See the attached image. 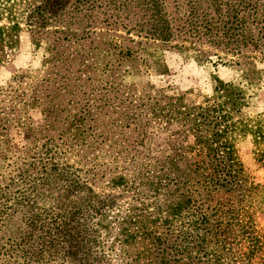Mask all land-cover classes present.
Masks as SVG:
<instances>
[{"label":"trees","instance_id":"16d2710c","mask_svg":"<svg viewBox=\"0 0 264 264\" xmlns=\"http://www.w3.org/2000/svg\"><path fill=\"white\" fill-rule=\"evenodd\" d=\"M67 1L0 0V61L16 52L22 25L31 27L32 41L39 47L41 35L50 33L41 30L64 21L62 6ZM97 1L72 0L67 22L84 15L85 28H90ZM165 1L104 0L105 21L132 24L129 31L162 45L150 50L140 43L134 46L131 39L111 41L97 59L107 65L117 62L116 71H161L166 66L158 51L163 46L178 48L169 45L175 34L197 42L204 37L223 47L225 56L214 54L218 63L237 67L241 82L213 77L212 92L200 103L150 92L138 138L117 155L133 163L129 174L108 175L101 163L69 159H62L58 168L54 157L44 160L33 152L26 169L10 176V185L0 184V224L17 226L0 235L1 242L7 240L0 245L4 250L0 258L23 259L27 264H264V232L255 217L264 184L249 180L233 143L237 136L247 135L256 145L264 140L260 116L244 114L246 87L264 75L257 66L264 61V2L183 0L182 15L174 5L177 19L168 13ZM52 33L58 37L47 48L48 64L65 61L57 47L66 36L75 34V40H81L89 31ZM247 44L250 57L241 53ZM79 57L83 65L87 55ZM197 60L208 58L198 49ZM24 77L30 76L19 75L17 82ZM33 82H28L30 93L22 96L32 97ZM15 121L25 124L0 106V161L10 152L7 131ZM161 132H168L162 137L167 146L152 148L153 137ZM177 139L183 143L174 147ZM138 146L144 149L139 151ZM47 154L54 152L49 149ZM47 165L57 168L52 183L49 174L43 176ZM122 192L130 198L127 205L118 200ZM255 201L257 207L251 208ZM110 238L118 251L114 257L106 250ZM10 242L13 245H7Z\"/></svg>","mask_w":264,"mask_h":264},{"label":"rangeland","instance_id":"374dc122","mask_svg":"<svg viewBox=\"0 0 264 264\" xmlns=\"http://www.w3.org/2000/svg\"><path fill=\"white\" fill-rule=\"evenodd\" d=\"M103 1L95 3L90 28H85L84 15L77 14L73 18L77 22L70 19L68 23L72 16V0L64 2V21L52 22L41 30L50 33L41 35L39 47L32 41L31 27L22 25L16 52L0 61V106L14 112L25 123L22 126L15 121L8 128L7 147L10 152H7V159L0 161V174L3 175L0 177L1 186L10 185V176L26 169L24 164L32 160L33 152L44 160L54 157L58 168L62 159H69L70 163H101L107 168L108 175L110 172L129 174L131 169L134 171L133 163L127 159L123 161L124 158L118 159L117 155L120 157L118 152L123 147L131 148V144H134L131 142L138 138L144 120L143 104L147 103L150 92H158L160 97H182L185 103H200L204 96L211 94L213 77L236 84L241 82V71L237 67L218 63L214 54L225 56L223 47L212 45L204 37L197 42L185 36L178 38L175 34L169 45H177L178 48L163 46L158 51V54L163 55L166 66L161 71L143 68H140V72L120 68L116 71L117 62L111 60L108 65L100 62L97 58L108 49L111 41L124 40L128 43L131 39L134 46L140 43L141 47L148 46L150 50L155 45H162L158 40L129 31L132 24L125 26L121 21L114 24L112 19H109V23L105 21L108 15L104 14ZM165 3L171 16L175 15L176 3L180 15L184 13L185 1L166 0ZM248 26L253 29V26ZM57 30L73 31L76 34L86 30L89 33L81 40H75V34L66 36V40L60 41L57 47L65 61L48 64L45 62L50 57L47 48L58 37L52 33ZM242 48V54L249 57L252 55L249 44ZM198 49L205 53L207 61L197 60ZM81 54L87 55L83 65L79 57ZM257 66L264 70V61L257 62ZM19 75L30 77H24L25 80L18 83L16 77ZM29 80L34 81L31 98L22 96L23 93H30ZM246 88L248 100L244 114L247 117L260 116V125L264 129V75ZM23 101L27 102V106L21 105ZM17 108L21 109L20 113L15 110ZM167 134L161 132L159 137H153L151 147L165 148L167 145L162 137ZM181 143L177 139L172 144L177 147ZM233 143L236 153L248 169L249 180L264 184V140L256 145L253 137L247 135L237 136ZM137 148L139 151L144 149L140 146ZM49 149L54 154H47ZM55 171L57 168L47 165L43 176L49 174V182L52 183ZM120 196L119 202L127 205L130 201L128 194L122 192ZM257 201L259 208L255 210V217L264 232V198L261 203L259 198ZM253 207H257L256 201ZM15 228L17 226L0 224V235ZM110 241L111 238L106 244V250L114 257L118 251ZM6 242L4 238L0 245ZM8 244L13 245L11 242ZM0 264H27V261L5 257L0 258Z\"/></svg>","mask_w":264,"mask_h":264}]
</instances>
